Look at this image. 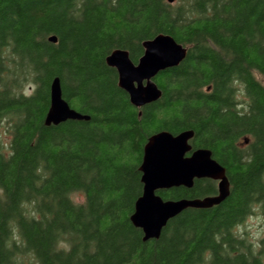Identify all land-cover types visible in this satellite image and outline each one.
I'll return each mask as SVG.
<instances>
[{"label":"trees","instance_id":"obj_1","mask_svg":"<svg viewBox=\"0 0 264 264\" xmlns=\"http://www.w3.org/2000/svg\"><path fill=\"white\" fill-rule=\"evenodd\" d=\"M161 33L188 54L156 76L162 96L138 108L106 57L121 48L137 63ZM256 74L264 0H0V264H264V247L239 230L264 217ZM55 77L90 120L45 124ZM162 130H193V149L226 168L230 195L184 210L145 241L130 216L144 146ZM207 180L157 193L204 198L217 193Z\"/></svg>","mask_w":264,"mask_h":264},{"label":"water","instance_id":"obj_2","mask_svg":"<svg viewBox=\"0 0 264 264\" xmlns=\"http://www.w3.org/2000/svg\"><path fill=\"white\" fill-rule=\"evenodd\" d=\"M50 40L57 42L56 37ZM143 47L144 53L137 63L130 58L127 50L121 48L113 50L106 57L107 64L117 70L119 87L128 93L130 102L138 108L162 96V90L155 82L156 76L178 66L188 52L173 36L164 33L144 41ZM50 97L46 125H57L67 120H90L89 115L72 108L64 98L59 77L52 81ZM193 137V130L178 134L162 130L148 138L140 166L143 192L136 200L134 212L130 216L131 222L142 229L145 241L159 238L168 222L184 210L211 208L230 195L226 168L213 158L210 149L193 150L190 143ZM205 178L218 181L217 195L173 200L164 199L157 193L158 190L173 187L191 188L196 179Z\"/></svg>","mask_w":264,"mask_h":264},{"label":"rangeland","instance_id":"obj_3","mask_svg":"<svg viewBox=\"0 0 264 264\" xmlns=\"http://www.w3.org/2000/svg\"><path fill=\"white\" fill-rule=\"evenodd\" d=\"M257 78L264 83V77L260 74H256ZM213 180V179H211ZM215 181V180H214ZM210 196V195H209ZM213 196V195H212ZM77 200L82 199L83 196H74ZM240 232L246 234L253 241L257 243L258 246L264 247L261 240H264V217L261 215H251L247 217L244 223L240 226Z\"/></svg>","mask_w":264,"mask_h":264},{"label":"bare ground","instance_id":"obj_4","mask_svg":"<svg viewBox=\"0 0 264 264\" xmlns=\"http://www.w3.org/2000/svg\"><path fill=\"white\" fill-rule=\"evenodd\" d=\"M51 37H55V36H54V35H53V36H50V37H49V40H50ZM155 37H156V36H155ZM50 41H51V40H50ZM146 41H147V40H146ZM179 43H180V42H179ZM181 44H182V43H181ZM184 47H186V48L188 49L187 46L184 45ZM187 54H188V52H187ZM50 98H51V97H50ZM48 110H49V109H48ZM44 122H45V121H44ZM52 125H54V124H52ZM57 125H58V124H57ZM47 126H48V125H47ZM49 126H50V125H49ZM153 135H154V134H153ZM151 136H152V135H151ZM151 136H150V137H151ZM245 142H246V141H245ZM146 143H147V142H146ZM145 145H146V144H145ZM144 147H145V146H144ZM207 149H208V148H207ZM190 154H191V153H190ZM143 156H144V153H143ZM213 158H214V157H213ZM142 161H143V159H142ZM141 164H142V163H141ZM140 166H141V165H140ZM180 187H181V186H180ZM183 187H184V186H183ZM216 195H217V194H216ZM181 199H182V198H181ZM135 203H136V202H135ZM134 209H135V207H134Z\"/></svg>","mask_w":264,"mask_h":264},{"label":"flooded vegetation","instance_id":"obj_5","mask_svg":"<svg viewBox=\"0 0 264 264\" xmlns=\"http://www.w3.org/2000/svg\"><path fill=\"white\" fill-rule=\"evenodd\" d=\"M193 150H195V149H193ZM207 179H210V178H206V181H208ZM214 182H215V185H216V188H217V193L216 194H218V186H217L218 184H217V181H214ZM216 194H213V195H216ZM210 196H212V195H210Z\"/></svg>","mask_w":264,"mask_h":264}]
</instances>
